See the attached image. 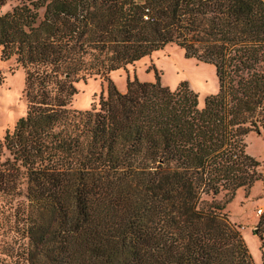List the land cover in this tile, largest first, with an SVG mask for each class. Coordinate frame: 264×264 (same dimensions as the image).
I'll return each mask as SVG.
<instances>
[{
	"label": "trees",
	"instance_id": "obj_1",
	"mask_svg": "<svg viewBox=\"0 0 264 264\" xmlns=\"http://www.w3.org/2000/svg\"><path fill=\"white\" fill-rule=\"evenodd\" d=\"M168 45L214 67L203 107L185 82L109 81ZM0 57L26 101L0 143V264H254L226 208L263 178L244 138L264 133V0H19ZM92 76L106 96L71 109Z\"/></svg>",
	"mask_w": 264,
	"mask_h": 264
},
{
	"label": "rangeland",
	"instance_id": "obj_2",
	"mask_svg": "<svg viewBox=\"0 0 264 264\" xmlns=\"http://www.w3.org/2000/svg\"><path fill=\"white\" fill-rule=\"evenodd\" d=\"M19 0H8L0 8V15L9 12L17 6ZM158 76L160 83L175 90L182 82L198 95L199 107H203L206 97L216 94L218 81L215 69L211 65L186 59L184 52L168 45L125 68L113 71L108 75L109 81L120 92H124L127 81L136 78L139 82L153 83ZM77 91L72 98L70 108L80 112L88 111L96 105L100 96L107 94L106 80L92 76L86 81L74 84ZM24 71L16 63L15 58L4 60L0 57V143L6 132L12 131L16 121L26 112L24 96ZM245 152L260 163L262 180L256 182L245 193L238 190L233 201L227 206L229 221L240 233L254 264H262V249L260 248L259 232L255 234L256 226L264 220V133L250 132L244 138ZM261 210V215L257 212ZM264 230V224L261 231ZM264 243V233H262ZM264 253V249H263Z\"/></svg>",
	"mask_w": 264,
	"mask_h": 264
},
{
	"label": "built area",
	"instance_id": "obj_3",
	"mask_svg": "<svg viewBox=\"0 0 264 264\" xmlns=\"http://www.w3.org/2000/svg\"><path fill=\"white\" fill-rule=\"evenodd\" d=\"M257 214H258V215H261V214H262V213H261V210H259V211L257 212Z\"/></svg>",
	"mask_w": 264,
	"mask_h": 264
},
{
	"label": "water",
	"instance_id": "obj_4",
	"mask_svg": "<svg viewBox=\"0 0 264 264\" xmlns=\"http://www.w3.org/2000/svg\"><path fill=\"white\" fill-rule=\"evenodd\" d=\"M255 233H256V230H255Z\"/></svg>",
	"mask_w": 264,
	"mask_h": 264
}]
</instances>
